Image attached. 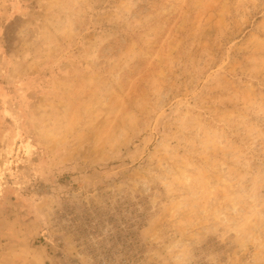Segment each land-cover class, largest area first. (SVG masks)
I'll return each mask as SVG.
<instances>
[{"label": "rangeland", "instance_id": "1", "mask_svg": "<svg viewBox=\"0 0 264 264\" xmlns=\"http://www.w3.org/2000/svg\"><path fill=\"white\" fill-rule=\"evenodd\" d=\"M1 254L264 264V0H0Z\"/></svg>", "mask_w": 264, "mask_h": 264}, {"label": "crops", "instance_id": "2", "mask_svg": "<svg viewBox=\"0 0 264 264\" xmlns=\"http://www.w3.org/2000/svg\"><path fill=\"white\" fill-rule=\"evenodd\" d=\"M0 264H11V263H14V261L12 260V257L9 256L8 254H1L0 256ZM17 259H25V256L24 255H18L17 256ZM57 259V257H51V255L49 254H46L44 255L42 258H41V262L44 263L45 261H53ZM24 261V260H22ZM56 261V260H55ZM26 261L23 262V264L25 263Z\"/></svg>", "mask_w": 264, "mask_h": 264}]
</instances>
